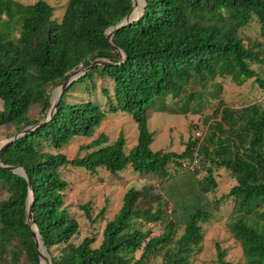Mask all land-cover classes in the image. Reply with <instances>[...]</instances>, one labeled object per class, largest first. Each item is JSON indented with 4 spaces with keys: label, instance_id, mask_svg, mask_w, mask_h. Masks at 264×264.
Instances as JSON below:
<instances>
[{
    "label": "trees",
    "instance_id": "1",
    "mask_svg": "<svg viewBox=\"0 0 264 264\" xmlns=\"http://www.w3.org/2000/svg\"><path fill=\"white\" fill-rule=\"evenodd\" d=\"M130 9L131 0H68L58 21L43 0L31 5L0 0V127L10 125L11 137L45 118L50 91L72 73L95 59L110 62L71 83L48 122L2 151L0 192L6 196L0 200V264H17L20 256L26 264H39L25 223L28 183L5 166H20L27 173L34 222L51 264H149L154 257L161 264H190L203 240L199 224L211 216L199 207L168 213L163 197L151 194L150 187L131 188L119 211L106 221L99 246L93 247L92 237L73 242L78 223L64 205L68 183L61 176L63 168L89 174L105 170L114 176L130 167L138 175L154 174L163 180L179 174V160L194 163L193 175L201 168L205 171L202 180L193 179L201 194L216 188L215 169L231 174L236 185L219 200H233L227 228L242 252V263L237 264H264V107L251 103L235 109L214 95L216 107L204 118L206 130L201 137L189 138L181 153L150 149L153 134L147 115L150 109L170 115L202 113L205 93H211L187 94L190 82L204 87L216 78H230L240 85L254 78L264 92V79L250 67L264 66V51L260 45L256 50L245 46L238 37L251 22L264 37V0H144L142 16L118 29L109 43L107 30ZM80 87L87 97L99 90L105 108L90 99L69 103L68 94ZM167 97L178 98V105L166 106ZM32 107L42 117L31 119ZM117 112L130 116L137 126L136 144L128 152L121 133L113 143L103 133L94 138L108 113ZM79 137L90 139L79 148L83 155L68 159L60 153ZM147 197L148 207H138ZM80 209L91 218L89 204ZM176 215L184 222L178 239ZM147 224H161L162 233L150 237L143 232ZM215 251L218 264H232L217 243Z\"/></svg>",
    "mask_w": 264,
    "mask_h": 264
},
{
    "label": "rangeland",
    "instance_id": "2",
    "mask_svg": "<svg viewBox=\"0 0 264 264\" xmlns=\"http://www.w3.org/2000/svg\"><path fill=\"white\" fill-rule=\"evenodd\" d=\"M24 5H31L38 0H15ZM53 8V19L60 20L64 14L68 0H43ZM238 37L241 38L245 46L252 47L254 50L260 49L264 51V37L261 36L256 23H250L248 26L239 30ZM257 76L264 79V66L251 64ZM109 85V82H105ZM217 85H220L218 90ZM56 89V88H55ZM204 92L209 91L211 94L205 93L204 109L202 113L192 115L187 113L185 115H170L167 112H157L150 109L148 115V128L153 134V142L150 149L153 152H175L181 153L184 151L185 143L189 138L195 134L202 135L206 130L204 118L211 115L215 109L216 100H212L214 95H218L219 100L225 105L233 108H240L247 104L257 103L264 107V92L261 91L254 78L237 85L230 80V78H216L212 82L206 83L204 87L198 85L197 82H190L186 86V93L189 92ZM54 89L50 91V97ZM84 89L77 88L68 94V102L75 103L81 100L90 99L93 102H99L101 107H104L105 100L101 99L99 90L93 93L92 96L84 95ZM184 95V94H183ZM217 100V101H219ZM179 99H171L167 97L164 102L165 105L171 107L174 103L178 105ZM207 101L209 103H207ZM2 102L0 101V109ZM105 108V107H104ZM31 119H38L42 117L37 107H32L29 111ZM105 134L111 143L117 139L121 133L126 141L124 151H129L137 141V126L130 116L125 113H108L106 119L102 122L100 128L95 132L94 138L98 134ZM13 134V128L10 125L0 127V143L8 140ZM90 142V139L79 137L70 141L66 147L60 150V153L65 154L68 159H73L80 153L79 148ZM181 160H179L180 162ZM187 161V160H186ZM185 164V163H184ZM183 164V165H184ZM203 162L200 163L202 167ZM206 164V163H205ZM208 165L206 164V167ZM169 171H171L169 166ZM194 169V168H193ZM184 167L179 170V174L171 175V178L161 180V177L154 174L138 175L129 167L119 175L111 176L105 170H98L94 174H89L80 169L66 167L61 169V176L68 183V187L64 192V205L66 206L70 216L78 223V234L73 239L74 243H79L86 237L94 238L93 247L99 246L102 240V232L106 221L111 220L119 211L122 205V199L127 190L134 188L137 190L143 187H150L151 194L161 195L163 201L167 203L168 213H171L175 208L184 209L186 213L193 211V207L207 211L211 214L210 218L205 222H200L203 240L200 251L191 257L190 264H218L216 261L215 244H219L225 251V259L232 264L242 263V252L239 245L234 241L228 231L227 224L230 220L232 212L233 200L231 197L225 200L219 198L228 194L229 190L236 185L235 179L231 174L222 169H215L213 173L216 188L209 192L201 194L199 188L193 182L202 180L206 173L201 168L200 171L182 172ZM5 193L0 192V200L5 198ZM149 201L147 197L144 202H139L138 207L146 209ZM90 205L91 218H87L80 206L84 204ZM100 210H105L103 215L94 220ZM178 220L179 225L175 233L174 239H178L182 234L184 222L181 215L173 217ZM149 232L150 237L161 234L163 226L161 224H147L143 226V232ZM43 256L44 251L41 252ZM140 252L135 253L138 258ZM9 263L11 260L8 259ZM45 261L48 264L50 261ZM17 264H26L25 259L20 256ZM149 264H161L158 257L152 258Z\"/></svg>",
    "mask_w": 264,
    "mask_h": 264
},
{
    "label": "water",
    "instance_id": "3",
    "mask_svg": "<svg viewBox=\"0 0 264 264\" xmlns=\"http://www.w3.org/2000/svg\"><path fill=\"white\" fill-rule=\"evenodd\" d=\"M142 1V7L140 8L138 6V4L134 1L131 0V9L130 11L127 13V15L115 26L110 27L107 30L106 33V39L108 40V42H111V39L113 37V35L115 34V32L118 29H121L123 27H126L130 24H132L134 21H137L143 14L144 11V0ZM120 57L121 58H125V54L120 51L117 50ZM110 62L105 60V59H95L93 60L87 67H84L74 73H72L67 81L60 87L54 89V92L52 93L49 102H50V108L48 113L46 114L45 118L38 123L36 126L34 127H27L25 129H23L22 131H20L19 133L14 134L12 137H10L8 140L0 143V156L2 154V151L11 143L15 142L16 140H18L19 138H21L22 136H25L28 133H31L33 130H35L36 128H38L39 126L43 125L44 123L48 122L54 115V113L56 112L60 99L64 93V91L71 85V83L77 81L80 77L84 76L88 71H90L92 68H95L97 66H109ZM5 169L18 175L23 177L27 183H28V197L26 199V219H25V223L27 224L29 231H30V235L33 239L36 251H37V255H38V260H39V264L42 263L43 261H48V259H50L49 254L46 251V248L44 246V244L41 242L40 240V236L38 234L35 222H34V218H33V190L31 188V184H30V180L27 176V173L25 171L24 168L20 167V166H5ZM41 249L44 250V252L46 253V257H44L41 254ZM50 262L48 264H51V260H49Z\"/></svg>",
    "mask_w": 264,
    "mask_h": 264
},
{
    "label": "bare ground",
    "instance_id": "4",
    "mask_svg": "<svg viewBox=\"0 0 264 264\" xmlns=\"http://www.w3.org/2000/svg\"><path fill=\"white\" fill-rule=\"evenodd\" d=\"M138 6L141 8L142 7V1L141 0H134ZM44 250L41 249V252H43ZM44 257H46V253L44 252ZM41 264H45V261L42 260V263Z\"/></svg>",
    "mask_w": 264,
    "mask_h": 264
},
{
    "label": "built area",
    "instance_id": "5",
    "mask_svg": "<svg viewBox=\"0 0 264 264\" xmlns=\"http://www.w3.org/2000/svg\"><path fill=\"white\" fill-rule=\"evenodd\" d=\"M195 136L196 137H201L200 135H198V134H195ZM184 164V163H183ZM192 165L194 166V163H192ZM192 165L191 164H189L188 162H186L184 165H183V167H189L190 169L192 168Z\"/></svg>",
    "mask_w": 264,
    "mask_h": 264
},
{
    "label": "clouds",
    "instance_id": "6",
    "mask_svg": "<svg viewBox=\"0 0 264 264\" xmlns=\"http://www.w3.org/2000/svg\"><path fill=\"white\" fill-rule=\"evenodd\" d=\"M181 162H182V168H183V163H186V161L181 160ZM184 168H187V167H184ZM189 169H190V168H189ZM191 170H193V169L191 168Z\"/></svg>",
    "mask_w": 264,
    "mask_h": 264
},
{
    "label": "crops",
    "instance_id": "7",
    "mask_svg": "<svg viewBox=\"0 0 264 264\" xmlns=\"http://www.w3.org/2000/svg\"><path fill=\"white\" fill-rule=\"evenodd\" d=\"M161 151V150H160ZM161 152H163V151H161Z\"/></svg>",
    "mask_w": 264,
    "mask_h": 264
}]
</instances>
